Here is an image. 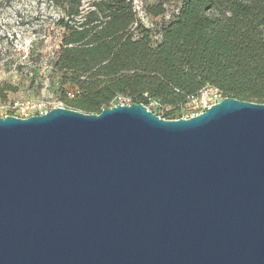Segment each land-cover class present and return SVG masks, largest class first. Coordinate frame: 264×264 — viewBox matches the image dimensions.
<instances>
[{
    "label": "water",
    "instance_id": "95a60500",
    "mask_svg": "<svg viewBox=\"0 0 264 264\" xmlns=\"http://www.w3.org/2000/svg\"><path fill=\"white\" fill-rule=\"evenodd\" d=\"M0 264H264V102L0 116Z\"/></svg>",
    "mask_w": 264,
    "mask_h": 264
},
{
    "label": "trees",
    "instance_id": "16d2710c",
    "mask_svg": "<svg viewBox=\"0 0 264 264\" xmlns=\"http://www.w3.org/2000/svg\"><path fill=\"white\" fill-rule=\"evenodd\" d=\"M48 1L62 13L54 69L61 85L76 88L72 97L61 89L67 107L98 113L119 95L175 105L206 85L223 97L264 102V0H173L178 9L155 45L133 0ZM144 11L158 16L165 8ZM8 89L0 86L1 98Z\"/></svg>",
    "mask_w": 264,
    "mask_h": 264
},
{
    "label": "rangeland",
    "instance_id": "374dc122",
    "mask_svg": "<svg viewBox=\"0 0 264 264\" xmlns=\"http://www.w3.org/2000/svg\"><path fill=\"white\" fill-rule=\"evenodd\" d=\"M157 3L165 8L164 14L145 13L146 5ZM133 5L137 20L150 30L151 42L155 45L160 39L161 25L177 11L178 2L133 0ZM61 14L48 0H0V86L10 88L3 91L4 98L0 97V116L8 115L14 102L36 101L41 110L67 107L61 101V89L68 97L76 92L72 85H61V74L54 69L63 33L58 25ZM119 102L116 97L111 103ZM145 106L165 119L186 118L205 109V103L197 95L175 105L150 99ZM30 112L34 114L35 111Z\"/></svg>",
    "mask_w": 264,
    "mask_h": 264
},
{
    "label": "built area",
    "instance_id": "2783aa9c",
    "mask_svg": "<svg viewBox=\"0 0 264 264\" xmlns=\"http://www.w3.org/2000/svg\"><path fill=\"white\" fill-rule=\"evenodd\" d=\"M197 97H199L200 100L205 103L204 108L206 109L210 104L220 101L223 96L218 88L214 86L206 85L199 90ZM117 99L120 100L119 102L120 104L130 103V99L124 96H121V95L117 96ZM40 108H41V105L38 104L36 101L14 102L10 106L8 115H14L17 117H28L29 115H33L30 112L31 110L35 111L34 114H41L47 111V110H41ZM15 111H17V114H14Z\"/></svg>",
    "mask_w": 264,
    "mask_h": 264
}]
</instances>
